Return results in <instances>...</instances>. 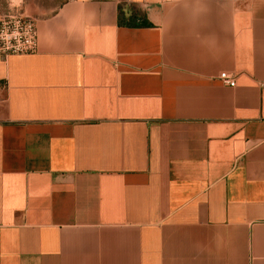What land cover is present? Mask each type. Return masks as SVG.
I'll use <instances>...</instances> for the list:
<instances>
[{
  "label": "crops",
  "instance_id": "crops-1",
  "mask_svg": "<svg viewBox=\"0 0 264 264\" xmlns=\"http://www.w3.org/2000/svg\"><path fill=\"white\" fill-rule=\"evenodd\" d=\"M7 15L39 50L0 57V264H264V0Z\"/></svg>",
  "mask_w": 264,
  "mask_h": 264
},
{
  "label": "built area",
  "instance_id": "built-area-1",
  "mask_svg": "<svg viewBox=\"0 0 264 264\" xmlns=\"http://www.w3.org/2000/svg\"><path fill=\"white\" fill-rule=\"evenodd\" d=\"M38 50V34L33 20L18 15L0 17V57L32 55ZM219 80L228 87L236 85L235 76L227 72L221 73Z\"/></svg>",
  "mask_w": 264,
  "mask_h": 264
}]
</instances>
